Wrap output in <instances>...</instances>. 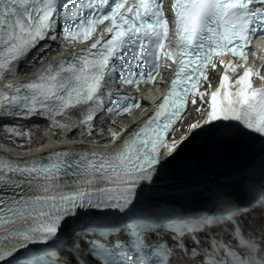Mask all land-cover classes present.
Returning a JSON list of instances; mask_svg holds the SVG:
<instances>
[{
	"label": "snow or ice",
	"instance_id": "1",
	"mask_svg": "<svg viewBox=\"0 0 264 264\" xmlns=\"http://www.w3.org/2000/svg\"><path fill=\"white\" fill-rule=\"evenodd\" d=\"M171 10L175 53L163 51L169 34L163 0H73L64 5L59 0H0V77L12 73L46 39L55 41L59 36L83 42L99 25H105L88 48L49 64L34 80L6 85L12 92H0V108L6 105L8 115L46 113L55 117L81 104L90 105L82 123L92 121L97 111L127 113L140 107L139 103H125L129 97L105 89V80L138 86L151 83L159 74L162 55L176 65L169 90L153 115L131 131L118 151L72 160L67 159L69 153L57 152L54 159L25 166L0 162V188L7 184L4 177L8 173L20 177L12 189L14 195L0 194V228L7 242L0 244V261L28 250L19 264H49L43 254L57 245L74 254L78 244L72 237L87 220L93 236L111 245L91 242L93 250L110 257L104 264H264V239L257 245L242 224L243 208L264 211V167L258 187L245 185L248 204L227 192H217L213 208L201 217L192 220L172 213L173 219L162 225L169 244L154 239L153 247L148 238H154L159 228L138 222L139 216L154 213L134 203L137 187L142 181L152 182L157 166H163L161 157L171 156L186 139L167 142L190 97L195 105L199 96L208 111L203 125L192 123L189 131L212 125L226 141L245 135L243 129L264 137V88L254 89L251 84L258 72L246 68L235 80L238 90L233 92L226 73L235 71L234 61H221L225 75L210 99L204 100V93L193 90L201 78L209 79V65L216 69L214 59L231 53L234 59L247 62L246 49L252 40H264V0H173ZM59 20L64 21L65 30L57 33ZM114 95L115 105L105 108V99ZM73 167L78 169L74 173L78 179L64 186L71 189L66 192L58 181L62 170ZM39 180L45 182L42 191L46 195H28L22 185L27 183L30 192ZM101 182L115 186L101 187ZM50 191L54 194H47ZM30 245L46 247L29 249ZM121 253L123 258H118ZM139 255L147 259H138ZM63 264L72 262L65 259Z\"/></svg>",
	"mask_w": 264,
	"mask_h": 264
},
{
	"label": "bare ground",
	"instance_id": "2",
	"mask_svg": "<svg viewBox=\"0 0 264 264\" xmlns=\"http://www.w3.org/2000/svg\"><path fill=\"white\" fill-rule=\"evenodd\" d=\"M60 45L53 43L51 39L41 42L38 49L34 50L28 57L21 60L12 73H7L0 77V91L6 88V85L16 81H25L29 78L36 77L49 64L55 62L60 51H68L69 45H63L59 49H54ZM198 104L190 105V112L186 111L182 120L177 124L175 130L170 136L169 143L173 141L179 142L182 137H186L183 143L179 145L177 150L171 156H163V166H157V171L153 176L152 182L147 180L142 182L154 185V190H160L161 185H169L178 182L184 178L203 179L214 175L222 168L242 159L238 149L232 153L223 148L220 143L215 141V131L205 127L202 132L198 128L189 131V125L192 123H200L203 119L202 112H197ZM7 107L0 108V136H5L4 141H0V160L11 158L16 160H25L27 158L54 156L55 153H73L80 155L105 154L107 152L114 153L120 148V141L124 134H119L117 124L125 123L127 125L126 132L135 129V122L132 118H124L121 121L111 120L115 128L113 135L108 131L105 119L96 118L88 123H82L85 117V106H77L71 108L63 116H49L48 114L30 115L21 113L20 115L6 114ZM13 112L17 110L10 109ZM142 112L134 115L139 119ZM116 124V125H115ZM39 126L37 133L43 135L40 142L28 145L29 147H21L24 139L31 136L35 127ZM200 129V128H199ZM114 134L119 137L115 142H111ZM1 138V137H0ZM114 139V138H113ZM7 184L0 188V194H13L12 189L16 188V179L12 177H4ZM102 184V182H101ZM101 184L99 186H101ZM44 184L33 183L30 187L32 191H28L29 185H22L24 191L28 195L42 196L46 195L42 191ZM62 189V185H60ZM19 191V189H17ZM50 194V192H49ZM263 220V213L259 208H251L243 217V222L249 228H255ZM31 223V221H28ZM7 227H17V225H9ZM4 228H0V244L7 243L3 241ZM79 234V233H78ZM74 235L72 239L77 240L82 235ZM14 243V242H13ZM81 245L85 242L80 241ZM67 258L73 259V255L64 252ZM90 264H96L87 256Z\"/></svg>",
	"mask_w": 264,
	"mask_h": 264
},
{
	"label": "rangeland",
	"instance_id": "3",
	"mask_svg": "<svg viewBox=\"0 0 264 264\" xmlns=\"http://www.w3.org/2000/svg\"><path fill=\"white\" fill-rule=\"evenodd\" d=\"M35 128L36 129L34 130L32 135L27 137L26 139H24V143H23V145L21 147H26V146L29 147L28 145H30L31 143L34 144L35 141L36 142L42 141L43 135L37 133V130H38L39 126H36ZM0 137H1L0 141H4V139L6 138L5 136H2V135ZM189 179L190 180H197V178L194 179V178L187 177V178H184V179L178 181V183H181L182 181H188Z\"/></svg>",
	"mask_w": 264,
	"mask_h": 264
}]
</instances>
